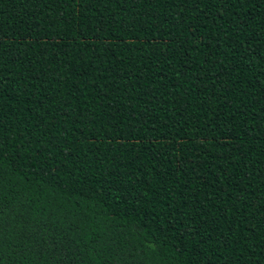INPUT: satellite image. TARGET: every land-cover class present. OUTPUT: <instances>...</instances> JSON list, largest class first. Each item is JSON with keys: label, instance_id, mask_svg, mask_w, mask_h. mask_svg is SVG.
<instances>
[{"label": "trees", "instance_id": "obj_1", "mask_svg": "<svg viewBox=\"0 0 264 264\" xmlns=\"http://www.w3.org/2000/svg\"><path fill=\"white\" fill-rule=\"evenodd\" d=\"M0 264H264V0H0Z\"/></svg>", "mask_w": 264, "mask_h": 264}]
</instances>
